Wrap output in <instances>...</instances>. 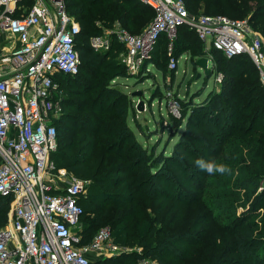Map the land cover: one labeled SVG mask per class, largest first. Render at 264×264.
I'll list each match as a JSON object with an SVG mask.
<instances>
[{"label": "trees", "instance_id": "1", "mask_svg": "<svg viewBox=\"0 0 264 264\" xmlns=\"http://www.w3.org/2000/svg\"><path fill=\"white\" fill-rule=\"evenodd\" d=\"M184 2L193 12L206 3L210 13L232 19L248 17L264 38V0ZM66 4L69 14L82 25L76 40L81 65L76 75L56 77L67 93L63 113L56 121L58 149L52 160L58 168L90 181L88 192L79 200L84 244L94 238L99 227L108 226L118 245L143 248V253H122L93 264H137L143 256L159 264H190L192 253L179 251L175 245L189 229L210 223L212 211L203 202L206 192L202 185L219 190L214 207L221 206L215 209L227 206V211H236L235 203L242 202V215L229 218L222 231L229 243L225 250L217 251L221 260L233 249L237 257L228 260L232 263L264 264V190L259 192L264 186V86L252 60L247 55L228 58L214 48L207 51L193 29L186 24L179 26L173 42L175 57L211 55L213 71L223 74L220 90L210 92L200 103L179 99L184 117L187 115L186 129L172 151H167V145L163 149L159 144L146 146L128 123L129 114L134 112L131 97L114 84L117 77L126 75V67L112 58L124 47L114 38L109 51L95 52L90 39L102 35L103 27H112L115 22L139 35L154 19L153 9L140 0H66ZM168 45L163 34L142 73L152 64L175 77L176 71L168 68ZM230 139L232 147L221 151ZM214 157L230 169L213 177L224 181H199L196 177L201 173L195 160L211 161ZM194 190L196 194H191ZM9 212L10 199L0 196V229L7 225ZM200 244L195 253L200 252L199 258L206 264L210 254Z\"/></svg>", "mask_w": 264, "mask_h": 264}, {"label": "built area", "instance_id": "2", "mask_svg": "<svg viewBox=\"0 0 264 264\" xmlns=\"http://www.w3.org/2000/svg\"><path fill=\"white\" fill-rule=\"evenodd\" d=\"M140 1L155 13L147 28L133 35L118 25L93 36L90 46L95 52L109 51L115 38L124 47L128 70L137 73L165 34L168 68L176 71L179 59L173 42L178 27L186 24L207 51L214 48L228 58L247 55L264 86V40L249 19L193 16L184 0ZM80 33L66 0H0V35L19 42L2 57L8 68L0 72V196L10 199L8 223L0 229V264H93L126 251L108 228L83 243L79 200L86 194L87 181L69 175L52 160L58 149L56 121L63 113L56 77L79 73ZM208 59L213 73V57ZM222 79L223 74L216 73V82ZM166 97L168 107L179 115L175 93L169 89ZM137 264L158 261L140 258Z\"/></svg>", "mask_w": 264, "mask_h": 264}, {"label": "rangeland", "instance_id": "3", "mask_svg": "<svg viewBox=\"0 0 264 264\" xmlns=\"http://www.w3.org/2000/svg\"><path fill=\"white\" fill-rule=\"evenodd\" d=\"M187 4V3H186ZM189 8V12L193 16H216L221 15L217 13H210L206 10V3H200L198 5V11H191V6L187 4ZM76 18V17H75ZM248 17H246L247 19ZM77 19V18H76ZM78 20V19H77ZM80 23V22H79ZM100 24V23H99ZM98 24V25H99ZM102 25V24H100ZM121 26L119 23L115 22L112 27H103L102 35L108 33L109 30L115 29L117 26ZM80 26L82 27L81 23ZM103 26V25H102ZM252 30L254 32L259 33L261 36L262 34L260 31L254 27L252 24ZM177 36V33H176ZM263 38V36H262ZM176 39V37H175ZM264 40V38H263ZM175 41V40H174ZM117 53L112 56V58H117L116 62L120 65L126 67L125 73L126 75L116 78L119 84H121L125 93L129 94L132 99V105L134 107V112L131 111L128 117L129 125L134 129L135 135L139 139V141L146 146L157 145L159 144V149H163L165 145H167V151H172L175 145L178 143L179 138L182 137L184 130L186 129V118L184 117L183 107H181L180 103V111L179 115L173 112L168 107V99L166 97V93L169 89H171L175 95L177 100H192L200 103L206 99L210 92H219L220 90V83L216 82V73L213 71L211 76H205L202 69L197 67L196 65V58H190L191 62L187 61V55H182L178 60V68L177 74L174 78L171 77L170 74H163L160 70H158L154 65L150 64L148 67L149 71H145L142 73V68L137 73H132L128 70L126 64L123 61V52L124 50L120 51V48L117 49ZM192 60H195V62ZM210 68L213 66V62L210 60L209 62ZM252 74L254 70L251 71ZM134 74V75H132ZM136 74V75H135ZM201 75L200 78H197L198 75ZM260 80V79H259ZM56 81L59 83L60 91L63 96H65L66 90L62 87L59 79L57 78ZM115 84V83H114ZM142 92V97L134 96L135 93ZM69 96V94H68ZM70 100L75 101V97L72 95ZM140 100L145 102V109L140 112L137 110V105ZM256 105L253 107L255 108ZM187 110H185L186 112ZM137 124H139L137 126ZM261 124V123H260ZM260 127V125L258 126ZM149 137V138H148ZM233 137L232 139H234ZM173 139V140H172ZM232 139L228 140L224 146L221 148V151L226 150L227 148H231L232 145L230 142ZM171 140V141H170ZM169 143V144H168ZM214 163H223L219 157H214L212 160ZM201 177L198 178L199 181L204 180V182H218L221 183L224 181L223 178L215 179L213 178L216 172L207 173L204 170L200 169ZM69 175L72 173L68 172ZM201 178V179H200ZM87 181L86 193L89 190L90 181ZM263 182V181H262ZM263 183H261L262 185ZM203 186V187H202ZM202 190L206 192L203 197V202L209 205V209L212 211L211 217L209 219L210 223L202 225L199 229H189L187 234H184L182 241L175 245V248L179 251H190L192 253V262H188L190 264H204V260L202 261L199 258L200 252L195 253V250L199 249V244L202 246L203 249H207L208 253L210 254V261L219 260V264H235L231 261L232 258L237 257V255L233 252V249L227 251L224 255L223 259L219 257L217 251H223L226 248L227 243H229V238L222 232L227 224L228 219L233 218L234 216H241L244 212L243 207H241L242 202H236L234 207L236 211H227L228 207L225 206L224 208L215 209L218 206H215L214 203L219 200V193L215 188L207 189L205 185H202ZM264 190V186L262 185L259 188V192ZM191 194H196V190L190 192ZM263 211V210H261ZM205 212V211H204ZM206 214V213H205ZM215 217L213 223L212 218ZM86 217H84L85 219ZM82 223L79 229H82ZM101 228H108V226H101ZM99 229V230H100ZM98 230V231H99ZM97 231V232H98ZM221 235L218 236L217 234ZM228 235V233H227ZM229 236V235H228ZM215 240H218V244L216 246ZM216 248L217 250H211L212 248ZM124 248V247H123ZM126 251L122 253H129L134 252L136 250L143 253L142 247H126ZM200 250V249H199ZM195 253V254H194ZM144 255V254H143ZM187 256V255H186ZM142 258H146L147 260L155 261V259L148 258L143 256ZM157 261V260H156ZM209 260H205V263L208 264ZM159 264V262H158Z\"/></svg>", "mask_w": 264, "mask_h": 264}, {"label": "crops", "instance_id": "4", "mask_svg": "<svg viewBox=\"0 0 264 264\" xmlns=\"http://www.w3.org/2000/svg\"><path fill=\"white\" fill-rule=\"evenodd\" d=\"M18 44H19V42L16 39H14L13 37L9 36L8 34H1L0 35V72L5 71L8 68L7 65H5V64L2 63V57L5 56L8 51H10V48L17 46ZM183 55H187V57H188L187 58V61L188 62H191V59H190L189 54H183ZM198 58H200V57H197L196 60ZM176 74H177V70H176ZM132 75H134V74H132ZM120 78L121 77H119L118 79H120ZM114 83L116 85H118L123 90L121 84H119L117 80H115ZM127 95H129V94H127Z\"/></svg>", "mask_w": 264, "mask_h": 264}, {"label": "clouds", "instance_id": "5", "mask_svg": "<svg viewBox=\"0 0 264 264\" xmlns=\"http://www.w3.org/2000/svg\"><path fill=\"white\" fill-rule=\"evenodd\" d=\"M195 164L202 170H204L207 173H213V172H219V173H225L230 171L228 166L223 163H214L212 161H206L203 158H197L195 160Z\"/></svg>", "mask_w": 264, "mask_h": 264}, {"label": "water", "instance_id": "6", "mask_svg": "<svg viewBox=\"0 0 264 264\" xmlns=\"http://www.w3.org/2000/svg\"><path fill=\"white\" fill-rule=\"evenodd\" d=\"M209 59L208 57L204 56V57H200L196 60V65L197 67H199L200 69L203 70L205 76H211L212 74V69L209 68ZM200 74L197 76V78H200ZM134 96H140L142 97V92H137L134 94ZM145 109V102L143 100H140L138 105H137V110L142 112Z\"/></svg>", "mask_w": 264, "mask_h": 264}]
</instances>
